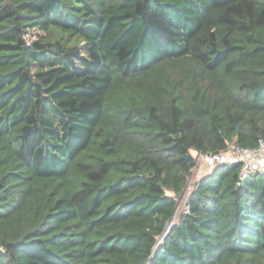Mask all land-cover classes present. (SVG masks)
<instances>
[{"label": "trees", "instance_id": "trees-1", "mask_svg": "<svg viewBox=\"0 0 264 264\" xmlns=\"http://www.w3.org/2000/svg\"><path fill=\"white\" fill-rule=\"evenodd\" d=\"M260 138L264 0H0V264H264Z\"/></svg>", "mask_w": 264, "mask_h": 264}, {"label": "built area", "instance_id": "built-area-1", "mask_svg": "<svg viewBox=\"0 0 264 264\" xmlns=\"http://www.w3.org/2000/svg\"><path fill=\"white\" fill-rule=\"evenodd\" d=\"M196 157L197 160L194 167H196L200 161L204 162V164L212 169L224 165L225 163H240V180L243 181L252 174L264 172V139L260 138L256 147L241 146L233 142L223 151L207 154L197 152ZM185 198L187 200V197Z\"/></svg>", "mask_w": 264, "mask_h": 264}, {"label": "rangeland", "instance_id": "rangeland-1", "mask_svg": "<svg viewBox=\"0 0 264 264\" xmlns=\"http://www.w3.org/2000/svg\"><path fill=\"white\" fill-rule=\"evenodd\" d=\"M193 153L196 155L197 152L193 151ZM212 168L204 164V162L200 161L199 164L196 167H193L192 175L189 178V183L186 188V193H189L191 191V188L195 185V183L201 179L204 175L208 174L209 171H211ZM188 194L184 195L179 199L178 209L177 212L173 218V222L176 221L179 217V215L184 212L186 207V198Z\"/></svg>", "mask_w": 264, "mask_h": 264}, {"label": "water", "instance_id": "water-1", "mask_svg": "<svg viewBox=\"0 0 264 264\" xmlns=\"http://www.w3.org/2000/svg\"><path fill=\"white\" fill-rule=\"evenodd\" d=\"M176 212H177V211H176ZM168 225H170V223H169Z\"/></svg>", "mask_w": 264, "mask_h": 264}]
</instances>
